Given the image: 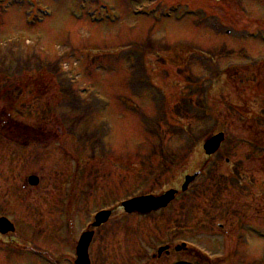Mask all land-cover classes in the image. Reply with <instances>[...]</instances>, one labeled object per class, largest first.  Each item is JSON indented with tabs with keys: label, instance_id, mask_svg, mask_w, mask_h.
Segmentation results:
<instances>
[{
	"label": "rangeland",
	"instance_id": "rangeland-1",
	"mask_svg": "<svg viewBox=\"0 0 264 264\" xmlns=\"http://www.w3.org/2000/svg\"><path fill=\"white\" fill-rule=\"evenodd\" d=\"M170 5L198 15L184 23L167 20ZM171 13L178 18L179 10ZM197 19L218 21L219 33L192 29ZM255 34V40L246 37ZM261 37L264 0H0V107L12 111L17 125L36 128L43 121L46 131L60 128L47 141H60L55 158L63 160L24 150L18 130H0V214L15 225L8 235L13 244L24 245L22 258L10 252L11 242L0 243V264H72L81 230L102 209L112 215L90 245L91 264H168L187 254L173 251L180 242L217 255L235 248L237 260L264 263V240L242 231L248 240L241 242L235 227L264 228V150L249 144L264 148ZM193 49L212 62L200 69L206 78L223 77L231 61L247 65L245 58H257L245 75H232L245 84L239 95L230 87V98L223 91L214 96L216 123L205 128L195 124L198 116L170 114L184 78L200 77L187 57ZM253 77L254 84L245 83ZM217 132L224 142L206 159L201 142ZM44 154L51 160L43 163ZM41 167L55 172L53 188L40 182L22 193L24 176ZM197 171L203 176L166 209L148 218L122 212V201L179 189L183 177ZM233 175L251 183L240 191L226 181ZM216 190L223 195L213 196ZM163 246L170 254L152 260Z\"/></svg>",
	"mask_w": 264,
	"mask_h": 264
},
{
	"label": "flooded vegetation",
	"instance_id": "flooded-vegetation-1",
	"mask_svg": "<svg viewBox=\"0 0 264 264\" xmlns=\"http://www.w3.org/2000/svg\"><path fill=\"white\" fill-rule=\"evenodd\" d=\"M235 75L237 74L236 72H234ZM245 80V79H244ZM249 82V84H254V82H256V79H248L246 80L245 83ZM231 84V85H230ZM245 85V84H244ZM244 85L243 82L239 79V81L237 80V78H208V79H192V81H188V82H184L183 87L181 89L182 93L184 94V96L182 97V101H180V111L182 113L183 116L185 117H199V115L201 114V112L203 111H207L208 115L206 117H210L214 112H215V108L217 107V103H215V99L214 96L215 95H221V92L224 91V95L228 98H230V87H231V92L236 93L237 95H239L240 89H244ZM243 87V88H242ZM253 88V87H251ZM233 93V94H234ZM205 98V101H204ZM232 106L237 109L236 104H231V108ZM193 114H195L196 116H194ZM10 112L9 110H7V108L5 109L4 106L0 107V130H7L8 132H11L10 129L12 128L13 124L10 122L9 120V116H10ZM206 115V114H204ZM2 118H7V122L4 123V121L2 120ZM43 123V121H42ZM12 125V126H10ZM17 129H20L21 131L24 132V150L27 149H34V150H38V153L40 154L41 158H42V153H45L46 151L47 156L53 158L56 161H53V163H59L60 161L62 162L63 160H59L60 159V141H56L51 143L48 140V136L52 135V133H57L56 131L60 130V128H56V131L52 128L50 129L51 131H46L44 125H40L39 127H32V126H19L17 127ZM218 133V132H217ZM59 137V136H57ZM60 138V137H59ZM58 138V139H59ZM250 140V138H249ZM249 144L251 146H255V149L258 148L259 150H264V148H262L260 145H255L252 142H249ZM59 154V159L55 158L56 154ZM58 156V154H57ZM44 159H43V163L45 161H50V158L46 159V154L43 155ZM26 164V162H24V165ZM55 172L52 169H45V167H41L38 168L37 171H33L32 174L30 175H34L38 178L39 180V185L40 182H45L47 184H49V186H51V188H53V176H51V174H54ZM58 178L59 173L57 172L56 175ZM28 175L24 176V179H22V182H25V178H27ZM231 180H233V184L236 185V187H238L240 189V191H244V186H242V183H251V180H249L245 175H233L230 177L229 180H226L228 182H232ZM220 187H224L221 184H218ZM252 185V184H251ZM33 189L35 188H30L26 185V183L23 184L22 188H21V192H26V193H31L33 191ZM245 191H249V190H245ZM223 195V190H216L215 194L213 192V196L218 197V196H222ZM12 202V201H11ZM0 217H3L0 214ZM15 226V225H14ZM220 230H222L221 226L222 225H216ZM248 226L245 225H237L235 226L236 229H238V233L240 234V237H242L243 235H241L240 232L244 231L245 233L250 229ZM15 228V227H14ZM16 231V228H15ZM96 233V232H95ZM94 233V236H95ZM14 234V233H13ZM9 234H3L1 233L0 230V243L2 245L8 246L11 242V245H13V248L10 250L11 253L16 254L17 256H20L22 258H24V245L19 244V243H14V241H16L15 239H12L10 237H8ZM219 236V235H218ZM238 237V240L239 238ZM225 240H227L226 234L225 237H223ZM215 239V238H214ZM221 240H223L222 238H220ZM217 240H219V238H217ZM244 238H240V241L243 242ZM221 246V244H218ZM224 245V244H223ZM217 246V245H216ZM5 250H3L2 252H4ZM38 252H40V250H37ZM6 252V251H5ZM183 253H186V251L184 250ZM165 254V253H163ZM162 254V255H163ZM168 254H170V250L168 252ZM165 254V255H168ZM239 254V252H237V255ZM7 255L8 258H10V255H8V250H7ZM161 255V256H162ZM235 253V248L233 250V252L224 254V255H217V254H213L208 256H203L202 254H190L187 253L185 255V257L183 259H177L174 261H171L168 264H171L175 261H179L182 260L184 262H190V263H198V264H245L244 262H242L241 260H237L235 257L237 256ZM16 256V257H17ZM160 256V257H161ZM241 256H243L241 254ZM5 257V256H4ZM159 257V258H160ZM157 258V259H159ZM20 264H24V263H20ZM255 264V263H253ZM258 264H264L263 262H259Z\"/></svg>",
	"mask_w": 264,
	"mask_h": 264
},
{
	"label": "water",
	"instance_id": "water-1",
	"mask_svg": "<svg viewBox=\"0 0 264 264\" xmlns=\"http://www.w3.org/2000/svg\"><path fill=\"white\" fill-rule=\"evenodd\" d=\"M223 141V135L219 134L207 139L204 142L203 149L206 155L214 154L219 148L220 143ZM197 173L192 176H186L184 179V184L181 187V191H185L189 183H191L196 177ZM28 184L32 187L37 186L38 180L35 177H30L28 179ZM176 191L171 190L159 197L147 196V197H139L127 201L122 204V207L126 213H138L140 215H145L150 213L151 211H156L161 208L166 207V205L173 200ZM110 212H100L95 216V223L93 227H99L101 224L107 222L109 218ZM1 232L7 233L12 231L13 228L8 222L4 219L0 220ZM92 233H83L79 239V242L76 247V261L74 264H90L88 259V246L91 242ZM164 249H160L159 254ZM177 250V249H176ZM177 264H185V263H177Z\"/></svg>",
	"mask_w": 264,
	"mask_h": 264
},
{
	"label": "trees",
	"instance_id": "trees-1",
	"mask_svg": "<svg viewBox=\"0 0 264 264\" xmlns=\"http://www.w3.org/2000/svg\"><path fill=\"white\" fill-rule=\"evenodd\" d=\"M215 23V22H214ZM216 23L217 24H219L218 23V21H216ZM213 24V23H212ZM209 24V23H205V24H203V27H201L200 25H194V28L196 29V30H198V29H200V28H202V29H204L205 31L206 30H209L210 31V29H211V31H215V25L216 24ZM220 25V24H219ZM202 29H200L199 30V32H201V30ZM193 55L196 57L195 58V60L194 61H191L193 64H195L194 65V67H196L197 65H199L197 68L198 69H200V67H201V64H202V61H201V57L202 56H205V53L204 52H202V51H200L199 49H193ZM236 52H239V51H236ZM231 55L235 58V57H237V56H239V57H241V54H237V53H231ZM244 55V54H243ZM247 61H248V63H249V65H251L254 61H255V59H247ZM248 65V69H251V68H253V67H251V66H249ZM189 67V66H188ZM188 67H187V70H188ZM237 68H239V67H237ZM242 72H243V69H239V72L237 73V74H242ZM187 74H188V72H187ZM186 74V75H187ZM199 75H200V77L199 78H193V77H191V75L190 76H186L185 78H184V80H185V82H190V81H192V79H201L202 78V76H201V74L199 73ZM253 79H255V77H253ZM184 80H183V82H184Z\"/></svg>",
	"mask_w": 264,
	"mask_h": 264
}]
</instances>
